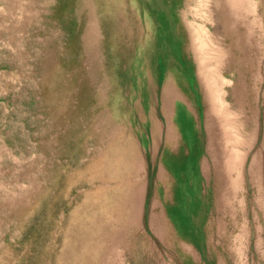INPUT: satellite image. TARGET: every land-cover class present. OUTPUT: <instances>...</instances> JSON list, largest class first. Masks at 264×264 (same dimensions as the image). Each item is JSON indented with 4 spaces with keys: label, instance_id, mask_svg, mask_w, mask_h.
I'll return each instance as SVG.
<instances>
[{
    "label": "rangeland",
    "instance_id": "374dc122",
    "mask_svg": "<svg viewBox=\"0 0 264 264\" xmlns=\"http://www.w3.org/2000/svg\"><path fill=\"white\" fill-rule=\"evenodd\" d=\"M158 1L125 0L136 28L109 60L119 94L101 99L68 0H0V264H264V0H167L203 66L184 67L196 138L181 196L156 206L159 150L132 100L135 78L165 59Z\"/></svg>",
    "mask_w": 264,
    "mask_h": 264
},
{
    "label": "bare ground",
    "instance_id": "6f19581e",
    "mask_svg": "<svg viewBox=\"0 0 264 264\" xmlns=\"http://www.w3.org/2000/svg\"><path fill=\"white\" fill-rule=\"evenodd\" d=\"M62 2H64V1H62ZM158 2L161 3L162 8H163L161 10L162 13L158 12L157 14H159V16H160V18H159L160 23H161L160 27L162 30L161 39H162V45L164 46L163 51H164V58L165 59L162 60L159 57H157V59H155L153 62L154 65L152 64V66L150 67L149 70L144 69V71L140 72V76L135 78V80H134L135 94H134V97L132 100V104H133V107L135 109L139 110L140 112L143 111V112L147 113L149 116L148 117V124H149L150 135L152 136L153 140H156V143H152V147L149 145L150 151L152 153H155L157 150H159L157 152V154H154V161H155V163H157L155 166L157 177H156V186H155V192H154V202L157 204L156 206H159L162 203H164V205H166L165 203H167V202H170V204L173 205L174 200H176L177 198H179L181 196V193H180V190H181V185H180V183H181V171L183 169L182 166H184V163H185V161L183 160V156H182V151L184 150V145H185L184 141L187 139V137L193 138V139L196 138V132H195L196 128L194 125L195 124V118H194V113H193L194 104H193L192 98L188 92V89L185 86L184 67L187 66V67H190L191 69L197 71V62L200 59H202V55L199 52V48H198V47H200V45L196 46L194 44L195 38L193 36L192 37L191 36L186 37L185 34L182 32V26L179 23L178 17L174 16V13L172 12V7L169 4V2L167 0H160ZM67 4H68V6H70L72 8V11L70 14L72 15V19H73V21H75V23L79 17H82V19H81L82 21H80V19H79L78 23L83 24V19H84L85 23L87 22L86 33H85V38H86L85 42L88 46V55H87L88 59L87 60L89 61L91 68H92L91 75L95 76V74H97V76H98V79L95 78L96 79L95 82H98L99 87H100V89H99L100 98L105 99L107 97H109V98L110 97H116L119 94V88H118V85L116 84V76L114 75L115 66L113 63L114 62L118 63V61L121 62L123 60V56L125 55V52L127 50L126 46L130 40V35H131V33H133L132 32L133 26H134V28H136L133 17H131V15L128 14L129 8L127 7L125 0H68ZM216 8L217 9H215V11L216 12L219 11L218 5H216ZM165 9H167V11L168 10L170 11L169 17L172 19V21L170 22L171 23L170 25L167 23L168 21H166V19H165V15H164ZM61 11H63V10L61 9ZM74 11L77 13H74ZM132 15H134V14H132ZM219 17H222V16H219ZM226 18H225V20H226ZM171 29L174 30L173 36L170 34ZM68 34H69V32H68ZM226 35L228 36L229 39H231L234 36V33L233 32H227ZM216 51H218V50L216 49ZM56 53H57L58 61H57V65H54L55 66L54 74L58 75V74H60L58 71L64 72L63 66H66V64L65 63L62 64V60H60V59H62L60 51H57ZM109 60L114 61L112 63L113 67L109 63ZM243 60H244L243 54L241 52H239V54L236 56L235 62L242 63ZM157 61L159 62V64ZM200 63H201V60H200ZM200 66H203L202 63ZM86 79H87V77H86ZM87 85H88V83L85 82L84 87L87 88V91H88ZM149 85H150V87H152L151 89L149 88ZM124 97H125V95H124ZM100 126H102V125H100ZM114 131H115V129H114ZM162 131H163V133H162ZM109 132H108V134H110ZM123 132H124V130H123ZM194 133H195V136H194ZM161 134L166 136L165 137L166 138L165 143H164V137H163V139L161 138ZM160 138L163 141V143H159ZM102 140H104V139H102ZM102 140H100V142ZM104 143H106V142H104ZM126 144H128V143H126ZM118 155L122 156L123 159H125L123 156H126L127 158H129V156L126 152H119ZM137 157H138V155H136V151H135V154L132 157L130 156V158L128 160L130 162L131 169H133L136 166L135 169H133L134 170L133 172H135L139 169V160H138L139 157L138 158ZM107 167H108V165H107ZM129 171H131L130 168H129ZM196 171H197V169H196ZM108 172H110V171L108 170ZM127 172H128V170H126L125 173H127ZM128 174H129V172L127 173V175ZM131 175H132V173H131ZM119 189H118V191H119ZM129 189H130V187H129ZM137 194L138 193H136L135 196H137ZM133 195H134V193H133ZM131 197L126 196L125 198L131 199ZM130 199H129V201H130ZM134 200L137 201V199H134ZM141 200H142V198H141ZM136 201H135V203H136ZM130 204H128V206H130ZM132 204H133V202H132ZM132 204H131V206H133V207L136 205V204L135 205L134 204L132 205ZM116 207L117 206L115 205V208ZM119 208L122 209V206H120ZM125 208H127V206ZM162 208H163V205H162ZM171 208L173 210L172 213L174 214V209H173V207H171ZM128 209L129 208H127V211L130 212V210H128ZM118 211L120 212L119 209H118ZM122 211H124V210L122 209L121 212ZM86 212H87V210H86ZM100 212H102V211H100ZM140 212H141V210H140ZM166 212H168V211L167 210L165 211V208H163L161 211V217H164ZM91 214H92V212H91ZM93 214H95V213H93ZM120 214L121 213H119L120 220H121L122 214L121 215ZM127 214H131V213L127 212ZM179 214H180V210H179ZM133 215H134V213H133ZM125 216L123 215V217H125ZM180 216H183V215L180 214ZM93 217H95V216H93ZM84 218H87V217L84 216ZM126 218L128 219V216H126ZM126 218H125V220L130 221V224L131 223L133 224V222L135 221V220L131 219V220H133V222H131V220H127ZM104 219L108 220L107 218H104ZM120 220L118 222H120ZM125 220L122 219V221H124V222H125ZM109 221H111V220H109ZM104 222L105 221L103 220L102 224ZM121 222L118 224L121 225ZM102 224H100V225H102ZM97 225L99 227V224H97ZM123 226H124V224L122 225V227ZM112 227L113 226L111 225V228ZM137 227H139V226H137ZM99 229H101V226ZM96 230H98V229H96ZM118 230H120V228H118ZM127 230L128 229L126 228L125 231H127ZM101 231L102 230H100V232ZM123 232H124V229H123ZM105 234L106 233H104V235ZM112 234H113V232H112ZM118 235H120V234H118ZM124 235H126V234H124ZM117 238H119V236ZM122 238H124V237H122ZM110 240H112V239H110ZM112 241H114V240H112ZM102 242L101 243L103 245L104 240ZM97 244H99V242ZM77 246H78V244H77ZM94 246H95V244H94ZM94 246H93V248H95L97 245L95 247ZM102 248H103V246H102ZM100 250L102 252V250H104V249H100ZM91 251L92 250H90V252ZM95 251H97L96 248H95ZM88 255L90 257L89 253H88ZM104 255H105V253L103 254V256ZM85 257H82V258H85ZM96 257H98V256H96ZM99 257H101V256L99 255ZM99 259H101V258H99ZM95 261H97V260H95ZM93 263H94V261H93ZM95 264H97V263H95Z\"/></svg>",
    "mask_w": 264,
    "mask_h": 264
}]
</instances>
